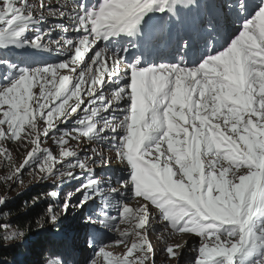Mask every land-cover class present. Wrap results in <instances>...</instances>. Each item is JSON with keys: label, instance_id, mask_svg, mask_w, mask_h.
Masks as SVG:
<instances>
[{"label": "snow or ice", "instance_id": "obj_1", "mask_svg": "<svg viewBox=\"0 0 264 264\" xmlns=\"http://www.w3.org/2000/svg\"><path fill=\"white\" fill-rule=\"evenodd\" d=\"M8 46L64 59L0 81L5 184L56 181L25 202L46 208L24 227L0 196V264H19L7 249L74 264L70 213L90 229L85 264H156V222L167 264L190 245L189 264H264V0H0ZM9 143L31 146L22 163Z\"/></svg>", "mask_w": 264, "mask_h": 264}, {"label": "rangeland", "instance_id": "obj_2", "mask_svg": "<svg viewBox=\"0 0 264 264\" xmlns=\"http://www.w3.org/2000/svg\"><path fill=\"white\" fill-rule=\"evenodd\" d=\"M30 2L35 3L36 0H30ZM0 50L4 52H11L20 56L25 55L31 60V63H26V64L21 63L19 65H16L17 67L35 68L46 64H55L64 59L63 56H60L53 51H46L44 49L31 48L27 46L21 48H17L15 46L0 47ZM170 55H171L170 53L162 52L161 56L157 57V60L169 59ZM16 66L5 67V65H3L1 69L2 71H5V74L4 75L2 74V77H0L1 78L0 81H2V78L5 75L14 76L16 74ZM69 127H71V125H69ZM7 146L16 164L23 162L26 152L30 150L31 147V146H27V147L18 146L16 143H9ZM41 146L50 148L53 151L54 155H58L59 149L52 142L51 139H49L47 142H43ZM69 147H71L76 151H80L82 146L78 144L76 141H70ZM113 167H116V165L113 164ZM8 172H9V168L3 162V160L0 159V188L3 191L1 196L6 195L8 199L16 196L18 193L22 194L24 192H27L31 190L33 187H36L38 185H44L43 183L38 184L36 182L34 176L31 174V170H26L22 176L24 183L16 184L11 189H8L7 184H5L4 182V177L8 174ZM114 174H119L123 176V172L118 167L114 169ZM55 183L56 181L54 177H50L49 180L47 181V185L52 186ZM67 190L68 189L66 188L65 191ZM130 206L133 207L136 206L135 201L130 202ZM125 227L130 228L131 226L121 225V228H125ZM154 229H155L154 231L150 232L149 238L152 241L153 245L157 248L158 254L156 256V264H167V262L164 260L163 253L160 252V248L163 247V244L158 239V237L161 234V229L158 222L154 223ZM88 231H90V229L80 222L78 215H73L70 213L67 217L61 220L60 233L72 237V245L75 248V251L77 252L75 259H73L74 264H85L86 258L88 256H91L92 254L93 249L88 248L86 243ZM97 231L102 234L101 238L97 241L98 243H109L118 238L117 234L108 233L103 231L102 229H97ZM133 239L134 237L130 236L128 239V243L131 244ZM106 250L110 251L113 254V256H118L123 251H125V248L123 244L118 246L113 244L111 247L107 248ZM191 255L192 253H191V245H190L189 249L185 252L183 258V264H189V258L191 257Z\"/></svg>", "mask_w": 264, "mask_h": 264}, {"label": "trees", "instance_id": "obj_3", "mask_svg": "<svg viewBox=\"0 0 264 264\" xmlns=\"http://www.w3.org/2000/svg\"><path fill=\"white\" fill-rule=\"evenodd\" d=\"M0 60H7L9 63L5 65V67H12L19 64L31 63V60L25 55H17L11 52H4L0 50ZM36 63V62H35ZM3 64H0V77L2 74H5V71H2L1 67ZM17 67V66H16ZM11 69V68H10ZM1 79V78H0ZM51 185H38L33 187L31 190L24 192L20 195H16L9 199L8 208L4 209L5 212L9 213V216L4 217L5 220L9 221L13 228L17 225L20 227L26 226L33 219L38 218L36 214L41 213L42 209L46 208V203H41L40 206H36L32 209H28L25 207V202L28 201L30 203L32 197H36L39 195L41 201L45 199L44 193L51 190ZM2 190L0 188V196L2 195ZM34 226V225H33ZM89 233V231H88ZM36 238V234H30L28 237V241L31 242ZM73 250V259L77 252L72 245ZM12 256L19 262V264H35V256H26L19 249H7L5 250V255L3 258L12 259Z\"/></svg>", "mask_w": 264, "mask_h": 264}, {"label": "bare ground", "instance_id": "obj_4", "mask_svg": "<svg viewBox=\"0 0 264 264\" xmlns=\"http://www.w3.org/2000/svg\"><path fill=\"white\" fill-rule=\"evenodd\" d=\"M90 1H91V0H90ZM162 52H163V51H162ZM162 52L157 53V54H156V58L159 57V56H161V53H162Z\"/></svg>", "mask_w": 264, "mask_h": 264}]
</instances>
